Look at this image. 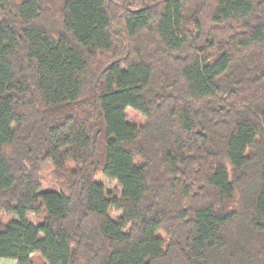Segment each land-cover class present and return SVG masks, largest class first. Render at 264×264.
Returning <instances> with one entry per match:
<instances>
[{"label": "trees", "instance_id": "trees-1", "mask_svg": "<svg viewBox=\"0 0 264 264\" xmlns=\"http://www.w3.org/2000/svg\"><path fill=\"white\" fill-rule=\"evenodd\" d=\"M1 258L264 264V0H0Z\"/></svg>", "mask_w": 264, "mask_h": 264}, {"label": "rangeland", "instance_id": "rangeland-1", "mask_svg": "<svg viewBox=\"0 0 264 264\" xmlns=\"http://www.w3.org/2000/svg\"><path fill=\"white\" fill-rule=\"evenodd\" d=\"M126 114H127V120L136 125H141L144 124L145 122V118L143 117V115H141L139 112L131 108L126 109ZM99 179L104 184L105 190L109 192L111 196H116V197L120 196L121 187L118 185L115 179L107 178L102 175H99ZM119 214L120 212L115 210V208L110 209V216L112 218L118 216ZM28 219L34 224H36L33 214H29ZM14 261H15L14 259H10V258H1L0 264H14L15 263Z\"/></svg>", "mask_w": 264, "mask_h": 264}, {"label": "crops", "instance_id": "crops-1", "mask_svg": "<svg viewBox=\"0 0 264 264\" xmlns=\"http://www.w3.org/2000/svg\"><path fill=\"white\" fill-rule=\"evenodd\" d=\"M1 260V259H0ZM15 262V261H14ZM15 264V263H14Z\"/></svg>", "mask_w": 264, "mask_h": 264}]
</instances>
